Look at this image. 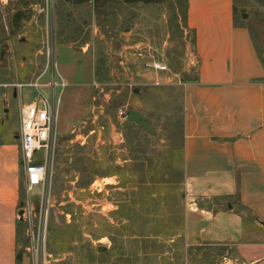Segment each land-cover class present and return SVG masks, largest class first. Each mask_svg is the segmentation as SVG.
Returning a JSON list of instances; mask_svg holds the SVG:
<instances>
[{
    "label": "rangeland",
    "instance_id": "374dc122",
    "mask_svg": "<svg viewBox=\"0 0 264 264\" xmlns=\"http://www.w3.org/2000/svg\"><path fill=\"white\" fill-rule=\"evenodd\" d=\"M68 1L81 0H56L57 39L60 7ZM118 1L121 12L133 7L136 17L149 26L120 58L123 75L118 68L115 72L119 66L114 64L115 73L106 82L64 91L59 142L46 188L29 194L25 184L22 187L19 250L29 255V264H246L236 247L189 246L184 237V88L197 66H188L194 36L185 27L186 0L146 5ZM85 4V10L94 12L107 2ZM235 8L237 21L245 23L264 60V0H235ZM138 47L141 52H136ZM150 54L167 64L169 84L156 86L154 76L145 71ZM69 61L58 49L62 73ZM133 71L135 78L129 80L126 76ZM10 91L0 87V101L12 104L11 113L0 122V136L20 146L14 138L20 132V108L33 103L37 93L23 88L14 99ZM120 110L142 113L153 133L119 119ZM219 203L225 208L237 205L231 200ZM254 223L245 215L248 230ZM99 247L107 254L99 253Z\"/></svg>",
    "mask_w": 264,
    "mask_h": 264
},
{
    "label": "crops",
    "instance_id": "0c3cea01",
    "mask_svg": "<svg viewBox=\"0 0 264 264\" xmlns=\"http://www.w3.org/2000/svg\"><path fill=\"white\" fill-rule=\"evenodd\" d=\"M92 1L62 3L58 15L57 63L62 49L70 64L59 71L76 90L106 82L117 68L121 73L127 45L149 26L135 8L121 12L118 0L85 10ZM41 2H0V86L32 82L45 67L43 20L32 11ZM236 17L235 0H187L185 27L197 66L184 88V237L189 246L236 247L246 264H264V60ZM134 72L126 77L134 80ZM19 92L8 94L19 99ZM0 142V264H18L25 177L20 146L1 136ZM221 200L237 205L225 208ZM247 214L255 222L250 230Z\"/></svg>",
    "mask_w": 264,
    "mask_h": 264
},
{
    "label": "built area",
    "instance_id": "2783aa9c",
    "mask_svg": "<svg viewBox=\"0 0 264 264\" xmlns=\"http://www.w3.org/2000/svg\"><path fill=\"white\" fill-rule=\"evenodd\" d=\"M55 7L56 0H44L43 4L32 7V11L36 14V17L40 16L43 19L44 37L41 52L46 64L42 72L32 82L0 86L13 90L31 88L37 93L33 103L20 108V132L17 135L20 141L21 166L29 194L34 188H41L43 192L46 188L49 170L54 162L59 142L58 121L62 96L68 87L59 71L56 57ZM4 30L8 31L6 25L4 26ZM141 51L140 47L136 48V52ZM9 52L11 58L15 59V52L11 49H9ZM137 55L143 57L142 54ZM150 58L151 60L145 62L144 67L145 71L151 72L154 76V84L156 86L169 84L172 81V76L168 75L171 73L167 64L154 59L152 54H150ZM196 65V60L192 56L188 62V66L191 68ZM161 75H165V81L161 79ZM177 76L174 75V77ZM118 116L119 119L127 121L128 114L124 110H120ZM40 153H43L42 157H38ZM23 210L21 215L24 214Z\"/></svg>",
    "mask_w": 264,
    "mask_h": 264
},
{
    "label": "water",
    "instance_id": "95a60500",
    "mask_svg": "<svg viewBox=\"0 0 264 264\" xmlns=\"http://www.w3.org/2000/svg\"><path fill=\"white\" fill-rule=\"evenodd\" d=\"M243 18L246 19L247 15H244ZM135 92L137 93V90ZM15 97L16 94L14 95V98ZM9 114H10V109L7 108L3 102L0 101V119L5 120ZM127 121L138 125L140 128L146 130L149 133H153L152 125L146 120V118L140 112H136V111L130 112L127 116ZM1 143L2 142H0V145ZM98 252L107 254V249L104 247H99ZM18 261H19L18 264H29L30 263L29 255L26 253L20 255Z\"/></svg>",
    "mask_w": 264,
    "mask_h": 264
},
{
    "label": "trees",
    "instance_id": "16d2710c",
    "mask_svg": "<svg viewBox=\"0 0 264 264\" xmlns=\"http://www.w3.org/2000/svg\"><path fill=\"white\" fill-rule=\"evenodd\" d=\"M87 1H90V0H87ZM95 1L98 2V0H95ZM101 1H105V0H101ZM138 1L146 5V4H163L166 0H138ZM186 3H187V0H186ZM186 12H187V4H186ZM185 17H186V13H185Z\"/></svg>",
    "mask_w": 264,
    "mask_h": 264
}]
</instances>
